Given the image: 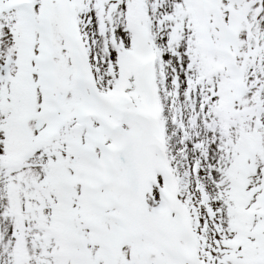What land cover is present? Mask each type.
<instances>
[{
    "label": "snow or ice",
    "instance_id": "snow-or-ice-1",
    "mask_svg": "<svg viewBox=\"0 0 264 264\" xmlns=\"http://www.w3.org/2000/svg\"><path fill=\"white\" fill-rule=\"evenodd\" d=\"M0 264H264V0H0Z\"/></svg>",
    "mask_w": 264,
    "mask_h": 264
}]
</instances>
